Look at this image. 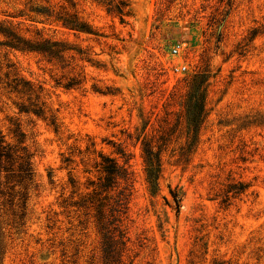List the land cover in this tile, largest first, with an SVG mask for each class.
<instances>
[{"label": "rangeland", "instance_id": "1", "mask_svg": "<svg viewBox=\"0 0 264 264\" xmlns=\"http://www.w3.org/2000/svg\"><path fill=\"white\" fill-rule=\"evenodd\" d=\"M0 132L35 174L1 175L0 264H106L105 158L107 264H264V0H0Z\"/></svg>", "mask_w": 264, "mask_h": 264}, {"label": "trees", "instance_id": "2", "mask_svg": "<svg viewBox=\"0 0 264 264\" xmlns=\"http://www.w3.org/2000/svg\"><path fill=\"white\" fill-rule=\"evenodd\" d=\"M41 14H47L49 16L52 15V11L50 9L39 11ZM120 14L123 19V11H120ZM58 20L64 21V26L68 27L71 30L77 31L79 30V25L76 20L68 19L65 16H58ZM25 43L21 46V41L11 38L7 45L11 47V49L16 50H28L38 52L44 55H47L52 58H60L63 49L56 44H50L49 42H45L43 44L38 45H27ZM195 79V78H194ZM74 86L73 82L65 85L66 88H72ZM200 87V85L198 86ZM150 170H149V182L156 186V182L158 180V169L154 167L153 164V156L152 152L150 153ZM99 169L106 173L109 177L108 181L113 179H122L125 181L126 186L122 191L119 192L117 196V200H115V204L113 208H111L110 213L107 215L103 212V204L100 200L95 201L94 196H90L87 200H84L83 206L86 207L87 204L94 207L97 211L95 218L96 222L99 226L101 233L103 234L104 241H105V262L106 264L109 263L111 260V253L114 252L116 245L124 246V233L121 229V213H125L127 209V203L129 197L131 196L133 181L127 172L126 169L119 166L114 160L105 158L104 162L100 164ZM3 172H9L12 174H16L17 178L19 179L20 183H25L27 181H33L34 178V169L32 163V156L28 153L26 148H22L20 151H13L11 147L6 145L4 138L0 132V178ZM108 186V187H107ZM106 188L104 191L111 190L110 185H102V188ZM173 197L176 201H178V194L172 193Z\"/></svg>", "mask_w": 264, "mask_h": 264}, {"label": "built area", "instance_id": "3", "mask_svg": "<svg viewBox=\"0 0 264 264\" xmlns=\"http://www.w3.org/2000/svg\"><path fill=\"white\" fill-rule=\"evenodd\" d=\"M177 52V50H175V53Z\"/></svg>", "mask_w": 264, "mask_h": 264}]
</instances>
